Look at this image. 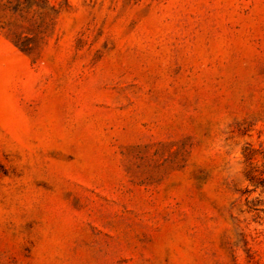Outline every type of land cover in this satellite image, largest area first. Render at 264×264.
<instances>
[{
  "label": "rangeland",
  "instance_id": "obj_1",
  "mask_svg": "<svg viewBox=\"0 0 264 264\" xmlns=\"http://www.w3.org/2000/svg\"><path fill=\"white\" fill-rule=\"evenodd\" d=\"M0 264H264V0H0Z\"/></svg>",
  "mask_w": 264,
  "mask_h": 264
}]
</instances>
